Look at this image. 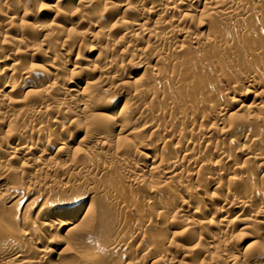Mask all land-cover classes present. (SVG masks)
Listing matches in <instances>:
<instances>
[{
  "label": "bare ground",
  "instance_id": "bare-ground-1",
  "mask_svg": "<svg viewBox=\"0 0 264 264\" xmlns=\"http://www.w3.org/2000/svg\"><path fill=\"white\" fill-rule=\"evenodd\" d=\"M0 264H264V0H0Z\"/></svg>",
  "mask_w": 264,
  "mask_h": 264
},
{
  "label": "rangeland",
  "instance_id": "rangeland-1",
  "mask_svg": "<svg viewBox=\"0 0 264 264\" xmlns=\"http://www.w3.org/2000/svg\"><path fill=\"white\" fill-rule=\"evenodd\" d=\"M84 52V51H83ZM82 52H80L78 55V57L76 58L79 62L81 61V59H82V54H81ZM85 54V52L83 53V55ZM82 56V57H81ZM80 57H81V59H80ZM211 191H213L212 189H211ZM215 192V191H214ZM245 215V214H244ZM237 231H239L240 233H242V234H247V232H248V229L247 228H245V225H244V223H240V224H238V226H237ZM136 248V247H135ZM134 248V249H135ZM137 249V248H136ZM135 249V250H136ZM139 250H136L135 251V254H136V252H138ZM176 255V254H175Z\"/></svg>",
  "mask_w": 264,
  "mask_h": 264
}]
</instances>
